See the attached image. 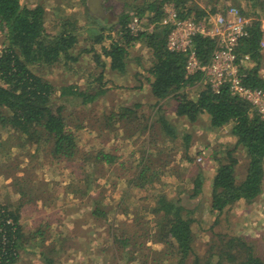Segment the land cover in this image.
I'll return each mask as SVG.
<instances>
[{
    "label": "rangeland",
    "instance_id": "rangeland-1",
    "mask_svg": "<svg viewBox=\"0 0 264 264\" xmlns=\"http://www.w3.org/2000/svg\"><path fill=\"white\" fill-rule=\"evenodd\" d=\"M22 1L31 7L45 5L47 31L52 35L61 32L64 18L80 27L79 41L73 48L78 60L63 57L54 64L31 67L55 86L74 84L91 93L106 89L92 103L80 104V99L69 102L65 113L69 115L70 124L78 128L83 150L92 147L95 153L104 146L120 158L112 166L96 165L93 161L86 164L82 154L72 160H59L48 152L45 143L33 144L21 134L0 127V205H7L10 211L18 213L22 230V237L17 242L18 258L12 264H47L48 258L54 264H179V256L156 241L157 216L145 209L154 203L152 195L157 190L151 187L148 190L134 186L128 188L127 181L136 173L134 167L142 157L138 154L140 150L145 151L144 159L152 166V171L160 174V182L155 185L157 189L170 197H181L194 210L195 250L202 258L201 264H205L208 256L212 258V264H217L220 233L242 237L264 259V187L252 202L240 200L221 214L211 210L212 177L219 162L228 158L229 151L238 159V180L246 174L248 158L244 147L236 144L237 137L231 133V125L216 129L210 126L206 115L190 123L175 113H165L180 101L173 96L166 108L157 106L153 99L147 100L148 107L139 110V117H146L140 125L126 124L127 121L122 120L113 126H105V116L111 110L142 99L141 94L125 85L136 84V72L142 65L150 64L151 51L138 43L130 49L132 64H128L126 72L119 74L108 65L102 70L93 53L86 51L92 42L86 29L93 20L80 0ZM145 2L103 0L97 10L105 5L104 11L113 12L111 21L104 20L106 24L118 21L121 14L129 11L132 17H142L145 26L150 18L149 12L143 16L136 14V9ZM194 2L210 14L233 7L252 19L261 14L264 23V0ZM171 6L176 7L175 3L166 2L164 10ZM6 41L5 32L0 27V50ZM95 46L97 49L101 47L100 44ZM136 58L146 64H136L139 63ZM262 70L264 73V62ZM102 71L103 86L96 81ZM147 74L144 73V79ZM198 89L187 87L186 95L193 97ZM143 93L147 94V91ZM162 115H166L177 129V139L161 130L158 119ZM146 124L149 127L142 128ZM100 126L104 127L103 131ZM187 135H190L189 142L186 141ZM122 162L125 165H121ZM131 166L133 169L128 172ZM199 171L204 175L203 192L189 199ZM90 177L91 184L88 182ZM97 205L103 209L102 214L94 213ZM186 264H194V257L188 258Z\"/></svg>",
    "mask_w": 264,
    "mask_h": 264
},
{
    "label": "trees",
    "instance_id": "trees-1",
    "mask_svg": "<svg viewBox=\"0 0 264 264\" xmlns=\"http://www.w3.org/2000/svg\"><path fill=\"white\" fill-rule=\"evenodd\" d=\"M166 2L175 3L182 17H194L198 20L210 14L194 0H146L142 7L136 9V14L143 16L149 12V20L155 26L151 31L133 34L127 27L132 18L129 11L121 14L118 21L106 24L109 19L100 17L95 12V8L101 4L100 1L80 0V4L90 11V20H93L89 21L86 29L92 41L86 51L93 53V58L102 70L108 65L113 71L124 72L128 66L130 49L141 43L152 54L149 72L153 76L151 86L155 97L162 100L171 95L177 96L180 99L178 115L185 116L192 122L197 121L200 114L207 112L211 116L213 128L219 129L232 124L231 133L237 137L236 144L244 147L248 164L244 178L238 180V159L231 154L232 151L228 152L227 159L219 160V166L212 177L211 210L221 214L240 200L252 202L263 192L264 121L253 110L251 103L233 95L228 85L215 93L205 84L197 98L186 95L187 87L202 82L203 72L187 76L184 54L167 49L169 27L159 23L165 14ZM46 22L47 10L43 4L31 7L23 4L22 0H0V27L7 40L0 50V127L21 134L33 144L45 143L48 152L59 160H72L82 154L86 164L93 161L96 165L112 166L119 160L120 155L104 146H100L95 153L92 152V147L83 150L77 135L78 128L75 129L70 124L69 115L65 113L69 102L80 99V104L92 103L106 89L101 88L91 93L74 84L55 86L32 70L31 65L54 64L63 57L66 60H78V56L73 54V48L79 41L80 27L74 21L64 18L61 32L52 35L47 31ZM263 35L262 15L259 14L258 18L253 19L248 34L241 38L237 53L245 83L264 89V77L259 73L263 59ZM96 44L101 45L100 49H97ZM217 49L216 39L205 35L195 37V50L203 64L211 61ZM249 61L254 63L252 67L248 66ZM103 78L104 71L96 79L102 86ZM138 114L130 105L121 106L105 116V126H113V123L122 120L127 121L126 124L132 122L140 125L146 117H139ZM158 120L163 132L171 138H178L177 129L168 121L166 115L160 116ZM147 127L148 124L142 128ZM100 129L103 131L104 127L100 126ZM189 136H186L187 142L190 140ZM138 154L142 157L134 167L136 173L131 174L127 181L128 188L134 186L148 190L151 187L157 190L152 195V206H145V209L151 210L157 216L156 241L176 253L179 264H186L191 257H194V264H201L202 258L195 250V219L192 216L194 210L181 197H170L165 191L157 189L155 185L160 182V174L152 171V166L144 159V150H140ZM121 165L125 163L122 162ZM132 169L131 166L128 172ZM88 173L92 174L91 171ZM91 178L88 179L89 184L92 182ZM203 187L204 175L199 171L188 198L200 196ZM101 210L103 209L97 205L94 213L102 214ZM0 211V222L4 227V232H0V264H12L18 258L17 242L22 237L19 216L18 213L10 211L7 205H0ZM8 219H12V222L8 223ZM219 235L222 239L217 245V264H264V259L242 237H228L223 233ZM212 262V258L208 256L205 264ZM47 264H54V261L48 258Z\"/></svg>",
    "mask_w": 264,
    "mask_h": 264
},
{
    "label": "built area",
    "instance_id": "built-area-1",
    "mask_svg": "<svg viewBox=\"0 0 264 264\" xmlns=\"http://www.w3.org/2000/svg\"><path fill=\"white\" fill-rule=\"evenodd\" d=\"M165 14L160 24L168 26L169 32L166 47L169 51L180 52L185 56V71L187 76L203 72V80L215 93H219L222 87L228 85L233 95H237L252 105L253 110L264 121V89L245 83L237 49L241 38L246 36L253 19L238 8H230L225 12L208 14L203 19L194 17H182L175 6L164 10ZM143 18L135 16L127 24L130 32L137 34L141 31L153 30L155 24L148 20L143 26ZM205 35L214 38L218 42L211 61L203 64L195 50V37ZM264 46V41H262ZM248 57V56H246ZM2 211H0V218ZM1 221V219H0ZM12 219H8L11 223ZM4 227L0 222V232Z\"/></svg>",
    "mask_w": 264,
    "mask_h": 264
},
{
    "label": "crops",
    "instance_id": "crops-1",
    "mask_svg": "<svg viewBox=\"0 0 264 264\" xmlns=\"http://www.w3.org/2000/svg\"><path fill=\"white\" fill-rule=\"evenodd\" d=\"M91 1H93V0H88V2H91ZM96 1V0H95ZM98 1H100V2H103V0H98ZM93 4H94V2H93ZM99 4V3H98ZM103 7H104V5L101 7L102 9H103ZM105 12H108V11H106V9H105ZM262 28H263V30H264V23H262ZM166 40H167V37H166ZM262 41H264V35H263V39H262ZM262 45V44H261ZM262 53H263V59H262V61H261V64H260V67H259V73H260V75L262 76V77H264V73H263V70H262V66H263V62H264V46H262ZM103 60H105V59H103ZM129 62H128V64L129 63H131L132 64V62H131V55L129 54ZM151 61H149V65H147L146 63H140V61H139V58H136L135 59V61H139V63H136V64H146L145 66L144 65H142V68H140L137 72H136V84H135V82H134V84H128V85H125V87H127L128 89H130V90H132V91H134L136 94H141L142 95V99H140L139 101H136V102H134V103H130V106H132L134 109H136L137 111H138V113H139V110H143L144 108H146V107H148V104H146V102H147V100H149V99H153V102L155 103V104H158L157 106H161V107H164V108H166V105L167 104H169L170 102H171V98L173 97V96H175V95H171V96H169V97H167V98H165V99H162V100H159L157 97H155L154 96V94H153V91H152V86H151V78L153 77L152 75H151V73L149 72V68L151 67V63H152V59H150ZM143 61V60H142ZM253 64L254 63H252V62H250L249 61V63H248V66L249 67H252L253 66ZM128 67V66H127ZM127 70H125L124 72H126ZM124 72H119V74H123ZM145 72H147V73H149V74H147V76L145 77V79H144V73ZM204 85H205V82H204V80H202V82H199V83H197V84H195V86L194 87H199V89H198V91L196 92V94H195V96H190L191 98H197L198 97V94H199V92L204 88ZM144 90H146L147 91V94H144L143 92H144ZM146 97H148V98H146ZM177 97V96H176ZM137 104H139V106H136ZM178 104L179 103H177L174 107H172L170 110H165V113H175V115L176 116H178V117H181V118H184V119H181V120H183V121H188V122H190V123H193L192 121H190L189 119H187V117H185V116H180V115H178V111H177V108H178ZM125 105H129V104H124V106ZM121 106H118V108H115V109H119ZM207 116V118H209V124H210V126L212 127V125H211V116H210V114L209 113H207V112H205V113H202V114H200V116H199V119L201 118V116ZM198 119V120H199ZM197 120V121H198ZM196 122V121H195ZM228 125H231V127H230V129L232 130V124H228ZM225 126H227V125H225ZM224 126V127H225ZM222 128V127H221ZM227 128H229L228 126H227Z\"/></svg>",
    "mask_w": 264,
    "mask_h": 264
},
{
    "label": "water",
    "instance_id": "water-1",
    "mask_svg": "<svg viewBox=\"0 0 264 264\" xmlns=\"http://www.w3.org/2000/svg\"><path fill=\"white\" fill-rule=\"evenodd\" d=\"M95 9H96L95 12L97 13V15H100V17L108 18L109 21L113 19L112 11L105 12L101 7L99 8L100 10H97V8Z\"/></svg>",
    "mask_w": 264,
    "mask_h": 264
}]
</instances>
